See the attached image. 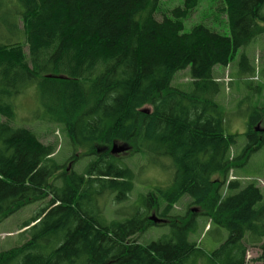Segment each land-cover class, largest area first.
Returning a JSON list of instances; mask_svg holds the SVG:
<instances>
[{
	"label": "trees",
	"instance_id": "1",
	"mask_svg": "<svg viewBox=\"0 0 264 264\" xmlns=\"http://www.w3.org/2000/svg\"><path fill=\"white\" fill-rule=\"evenodd\" d=\"M198 3L185 0L158 20L159 0H0V223L46 203L20 227L23 242L0 251V264H250L251 247L261 253L252 264H264L263 192L229 181L264 147V108H253L247 144L231 157L238 135L226 129L215 78L264 35V0H223L229 36L203 25L183 31ZM188 69V88L174 86ZM239 70L256 73L246 54ZM30 93L37 118L64 127L76 152L69 168L55 144L15 125V102ZM114 144L147 155L167 183L132 202L140 181ZM111 198L126 204L116 210L123 219L107 220ZM204 217L220 242L211 251L191 240ZM164 226L157 240L140 241Z\"/></svg>",
	"mask_w": 264,
	"mask_h": 264
},
{
	"label": "rangeland",
	"instance_id": "2",
	"mask_svg": "<svg viewBox=\"0 0 264 264\" xmlns=\"http://www.w3.org/2000/svg\"><path fill=\"white\" fill-rule=\"evenodd\" d=\"M159 1L160 8L155 14L158 20H162L163 16H172L171 12L176 8L183 7L185 2V0ZM223 9V0H199L197 7L183 19V31L189 33L195 26L203 25L221 35L229 36L230 29ZM242 54H246L251 64L256 68L255 74L241 73L239 70ZM215 78L222 84V91L217 97V102L226 113V129L229 133L238 135V144L233 148L231 157L239 156L247 144L245 133L253 108H264V35L245 48L238 50L234 61H232L229 67H217L215 69ZM190 83V70L188 69L177 73L173 85L187 89ZM15 104L18 116L15 125L31 128L45 144H55L58 148L55 156L56 160L59 164L67 166L69 160L74 157L73 155L76 152L65 133L64 127L49 124L37 118V106L33 93L20 96ZM0 120H3L1 115ZM124 145L130 149L132 147L128 144ZM77 154L80 156L84 152L78 149ZM121 157L135 171L140 181L136 182V187L132 194V202L136 200L140 193H146L152 187L166 184L169 180L168 175L163 169H156L151 166L145 154H134L129 150L127 153H121ZM89 161V157L79 160L75 163V170L79 173L83 172ZM231 174L244 184L249 182L255 183L262 190L264 196V147L253 153L243 166L232 170L229 180H231ZM223 192L226 193L227 190L223 188ZM45 204L41 201L31 203L0 223V251L10 249L23 242V239L19 235L21 232L19 230L20 227L25 222L30 221ZM125 205L123 204L121 207ZM261 205H264V199ZM121 207L114 203L113 198L109 199L104 212L107 220L123 219L124 216L116 214V210ZM195 210L201 211L200 208H195ZM176 211L184 213L185 205L178 206ZM209 228L210 222L205 217L201 218V229L191 237V240L197 241L211 251L218 247L220 242L217 240L215 234H206ZM168 232V226L154 227L142 235L140 241L147 243L151 240H157ZM223 235L224 239H226L228 236L227 231L224 230ZM260 254L258 248L251 247L248 253L250 264Z\"/></svg>",
	"mask_w": 264,
	"mask_h": 264
},
{
	"label": "water",
	"instance_id": "3",
	"mask_svg": "<svg viewBox=\"0 0 264 264\" xmlns=\"http://www.w3.org/2000/svg\"><path fill=\"white\" fill-rule=\"evenodd\" d=\"M141 112L144 113V114H149L150 115L151 114V107L150 106H145L141 110ZM257 130L258 131L260 130V125L257 127ZM129 150H130V148L125 146V145L114 144L111 151H112L113 154H121V153H124V152H128ZM152 220H154V222H158L155 217L152 218Z\"/></svg>",
	"mask_w": 264,
	"mask_h": 264
},
{
	"label": "built area",
	"instance_id": "4",
	"mask_svg": "<svg viewBox=\"0 0 264 264\" xmlns=\"http://www.w3.org/2000/svg\"><path fill=\"white\" fill-rule=\"evenodd\" d=\"M236 178L231 174V180H235Z\"/></svg>",
	"mask_w": 264,
	"mask_h": 264
},
{
	"label": "flooded vegetation",
	"instance_id": "5",
	"mask_svg": "<svg viewBox=\"0 0 264 264\" xmlns=\"http://www.w3.org/2000/svg\"><path fill=\"white\" fill-rule=\"evenodd\" d=\"M71 165H72V164H71V162H70V163H68V165H67L68 167H66V168H69Z\"/></svg>",
	"mask_w": 264,
	"mask_h": 264
}]
</instances>
